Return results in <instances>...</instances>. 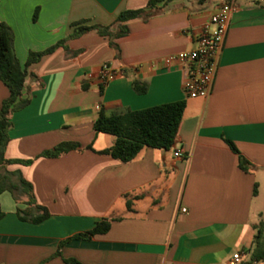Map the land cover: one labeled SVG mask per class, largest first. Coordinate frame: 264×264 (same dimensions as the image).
Here are the masks:
<instances>
[{"label":"crops","instance_id":"0c3cea01","mask_svg":"<svg viewBox=\"0 0 264 264\" xmlns=\"http://www.w3.org/2000/svg\"><path fill=\"white\" fill-rule=\"evenodd\" d=\"M149 1L0 0V22L12 31L21 67L30 53L63 41L26 68L29 104L12 114L4 154L31 161L6 171L31 185L36 205L50 216L39 224L20 221L17 209H32L27 197L3 192L0 264H229L236 253L243 259L260 224L264 235V0H233L211 92L195 99L182 91L185 68L163 59L194 49L226 0H169L146 8ZM144 8L149 17L116 23L121 12ZM75 23L110 27V35L68 38ZM121 28L126 33L114 37ZM103 66L115 76L100 90ZM134 81L146 83V93L136 94ZM7 97L0 82V106ZM177 101L185 108L169 150L143 148L128 163L97 154L115 141L94 133L100 113ZM63 142L84 150L40 157ZM238 156L247 171L238 167ZM102 220L110 223L105 234L71 240L54 256L60 242Z\"/></svg>","mask_w":264,"mask_h":264},{"label":"trees","instance_id":"16d2710c","mask_svg":"<svg viewBox=\"0 0 264 264\" xmlns=\"http://www.w3.org/2000/svg\"><path fill=\"white\" fill-rule=\"evenodd\" d=\"M161 1L169 0H150L146 8H152ZM144 9L127 10L121 12L116 23H123L131 19L147 18L150 12ZM36 12L33 16L35 20ZM74 31L68 38H76L89 31H96L99 35L109 36L110 27L101 26H81V23L72 25ZM126 30L121 28L120 32L114 37H121ZM63 42V41H62ZM62 42L40 53H30L24 67L18 63L13 50V34L11 29L3 22H0V82L8 90V97L0 106V195L3 192H9L12 195L20 193L27 197L26 205L32 206V209H17L16 215L20 221L31 224H39L49 218L48 211L41 206L36 205L32 187L27 183L19 173L7 172L6 167L10 164L28 165L31 161H14L5 158L4 154L8 144V132L11 128V116L13 113L23 109L29 104V99L23 98L25 79L27 76L26 68L36 63L43 55L51 53ZM110 46L117 50L115 44ZM102 89L101 85L99 86ZM132 90L138 94H144L147 91L146 83L134 81ZM185 108L183 101H177L158 106L149 107L138 111L127 110L120 114L109 117L102 113L94 120L92 129L95 134H107L115 138L114 144L105 150L97 152L100 155H106L121 163L131 162L143 148L156 150H169L173 145L182 114ZM228 148L238 154L233 144L225 141ZM91 150L88 146L85 148ZM78 144L72 142H63L56 145L51 150L44 151L40 157L54 159L70 151H82ZM238 167L247 171L248 163L238 156ZM131 202L126 201V208L130 210ZM3 213L0 211V219ZM109 220L97 222L92 229L87 232L73 235L58 244L54 256L60 257L61 248L71 240H90L97 235L105 234L109 229ZM252 246L245 253L239 264H258L264 262V235L262 234L263 224H260ZM65 264H81L75 259H63Z\"/></svg>","mask_w":264,"mask_h":264},{"label":"built area","instance_id":"2783aa9c","mask_svg":"<svg viewBox=\"0 0 264 264\" xmlns=\"http://www.w3.org/2000/svg\"><path fill=\"white\" fill-rule=\"evenodd\" d=\"M234 11L233 0L221 3L196 37L194 49L169 55L163 59L166 65L177 63L185 68L186 77L182 84V91L186 98H205L210 94L217 70L218 55L223 46L230 16ZM114 76L113 70L103 66L98 76L99 84L105 86ZM174 157L180 158L181 155L179 152H174ZM240 260L241 254L236 253L229 264H239Z\"/></svg>","mask_w":264,"mask_h":264}]
</instances>
